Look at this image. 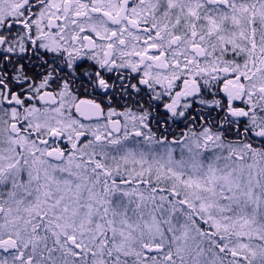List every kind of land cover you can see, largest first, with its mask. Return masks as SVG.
Wrapping results in <instances>:
<instances>
[{"label":"snow or ice","instance_id":"6c2138e0","mask_svg":"<svg viewBox=\"0 0 264 264\" xmlns=\"http://www.w3.org/2000/svg\"><path fill=\"white\" fill-rule=\"evenodd\" d=\"M0 264H264V0H0Z\"/></svg>","mask_w":264,"mask_h":264}]
</instances>
